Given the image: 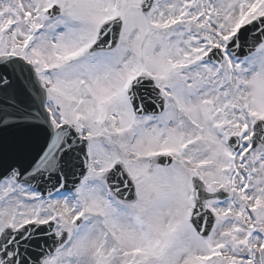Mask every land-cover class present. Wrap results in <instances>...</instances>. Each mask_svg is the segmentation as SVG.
<instances>
[{"label":"snow or ice","instance_id":"1","mask_svg":"<svg viewBox=\"0 0 264 264\" xmlns=\"http://www.w3.org/2000/svg\"><path fill=\"white\" fill-rule=\"evenodd\" d=\"M0 264H264V0H0Z\"/></svg>","mask_w":264,"mask_h":264}]
</instances>
